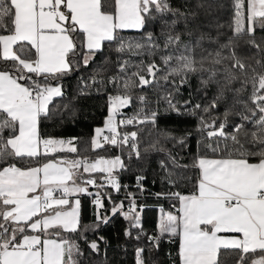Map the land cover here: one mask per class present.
I'll use <instances>...</instances> for the list:
<instances>
[{"label":"snow or ice","instance_id":"snow-or-ice-1","mask_svg":"<svg viewBox=\"0 0 264 264\" xmlns=\"http://www.w3.org/2000/svg\"><path fill=\"white\" fill-rule=\"evenodd\" d=\"M226 7L229 20L220 23L215 14ZM98 55L73 100L90 90L106 94L103 126L86 142L44 135V121L62 119L70 107L75 115L71 102H54L67 95L64 79ZM110 67L116 72L105 77ZM193 78L200 99L194 103L190 92L178 100ZM160 81L170 88L150 108L144 90ZM171 114L195 126L179 134L161 128ZM153 133L141 147V134ZM192 140L196 150L188 152ZM105 145L121 154L81 155ZM153 154L163 156L168 190L152 195L171 203L148 235L137 203L146 177L136 176V193L118 177ZM85 194L95 207L88 223ZM105 201L111 207L101 211ZM116 215L128 222L127 239L147 238L135 248V264H157L152 253L164 239L178 242L171 264H228L231 254L235 264H264V0H0V264H87L101 242L107 260L105 237L87 233Z\"/></svg>","mask_w":264,"mask_h":264},{"label":"trees","instance_id":"trees-1","mask_svg":"<svg viewBox=\"0 0 264 264\" xmlns=\"http://www.w3.org/2000/svg\"><path fill=\"white\" fill-rule=\"evenodd\" d=\"M193 4L195 0H192ZM228 0H225L227 3ZM173 5L178 6L181 3V0H172ZM220 23H227L229 20V9L223 8L218 10L215 14ZM177 28L180 31H183V25L178 24ZM157 33L159 32V28L156 29ZM124 35L126 36H135L138 35L135 30L125 31ZM185 40L188 37H184ZM207 46V45H205ZM255 52V49L249 50L247 53L251 55V53ZM111 55L113 61L116 60V54L114 52H109L108 49L105 50V55ZM102 57L99 55L96 57V60L93 64H90L87 68H81L78 72H73L71 75L66 77L63 81L64 88L66 90V97L55 98V103L61 105L67 104L71 102L72 107H75L76 112L75 115H72L71 107L69 110L63 112V118L56 117L53 120L44 121L42 125V133L44 135L54 136V137H63L65 139L70 137H80L81 141H89L93 135V130L96 127H102L105 117L107 116V95L106 94H97L94 90H90L89 94L80 96L77 100H73V97L77 94V89L80 85V79L83 77L85 80L89 78L91 74H93V69L97 63L100 62ZM147 59V57H145ZM157 63H159V58L156 57ZM251 63H255L254 60L250 61ZM116 72L115 67H110L107 73H104L105 77L111 75ZM159 75V74H158ZM198 85V81L196 78H193L191 81V87L184 86L181 88V94L176 98L178 100H185L189 98V93L192 92L196 100L200 99V94L195 92V89ZM170 88L169 85H165L163 81H160L159 86L146 88L144 91L146 92L150 104V108L156 107V101L159 99L161 95ZM108 91L111 92L112 88L109 87ZM138 104H134L132 107L124 109L123 111L127 115H131ZM166 104L163 100L159 102V108L161 112H163ZM196 121L191 117H178L175 114L164 116L159 121V126L161 128H169L174 130L177 134L182 132L184 129H191L195 126ZM145 129L151 128V125H142ZM128 131L135 130L131 127L126 129ZM155 137V133H153V137H148L146 134H141V140L144 143L141 147L146 146V142L149 139ZM167 147L171 148L172 144L168 143ZM195 140L191 141L190 148L188 152H195ZM120 150L110 145H105L103 149H97L95 151H89L87 153H81L83 156H87L89 158H95L97 156H103L106 158L113 157L115 155H120ZM184 155V153H181ZM163 158L162 154H153L150 157L145 158L143 161L133 160L131 169L129 171H123L119 174V181L121 184L128 185L127 191L138 192L136 188V176L143 175L146 179L143 181V186L146 189L143 196H139L138 203V211L141 216L142 224L144 230L148 235H153L157 233V215L158 210L163 207L165 210L169 209L170 201L167 199H157L152 193L167 191L168 187L161 183V177L163 175L162 170L159 168V159ZM87 175V174H85ZM155 181V183H153ZM90 191H94L93 188L90 187ZM183 191H187L188 189H182ZM113 196L115 199H123L124 192L116 194L113 191ZM111 205L105 201V209L101 211H108ZM81 211H82V223H88L95 221V207L92 204V197L89 195H84L81 197ZM110 215V212H109ZM128 222L123 219L122 216L116 215L112 217L110 222L107 225L101 226L98 232H88V238L97 239L99 236L105 237L108 242L107 246V260L103 258V252L105 245L101 242V254L97 256L95 253L91 254L88 257L87 264H135V248L138 246H147L148 241L147 238H142L137 241L135 239H127L124 236V230L127 227ZM81 247L84 248L86 255L90 252L87 248V245L83 240L80 241ZM178 247V242L172 243L167 239H164L160 243V248L158 252H153L152 257L157 261V264H171V258L169 253L174 257L176 249ZM238 257L235 254L227 255L225 259L228 261V264H235V261Z\"/></svg>","mask_w":264,"mask_h":264},{"label":"crops","instance_id":"crops-1","mask_svg":"<svg viewBox=\"0 0 264 264\" xmlns=\"http://www.w3.org/2000/svg\"><path fill=\"white\" fill-rule=\"evenodd\" d=\"M126 31H129V30H126ZM84 196V195H81L79 198L81 199V197ZM86 196V194H85ZM160 210H158V215H157V225H158V221H159V217H160Z\"/></svg>","mask_w":264,"mask_h":264},{"label":"rangeland","instance_id":"rangeland-1","mask_svg":"<svg viewBox=\"0 0 264 264\" xmlns=\"http://www.w3.org/2000/svg\"><path fill=\"white\" fill-rule=\"evenodd\" d=\"M160 210V209H159Z\"/></svg>","mask_w":264,"mask_h":264}]
</instances>
